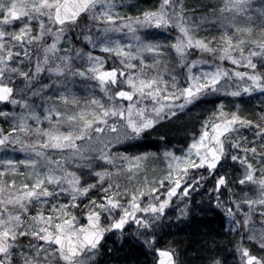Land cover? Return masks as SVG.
I'll use <instances>...</instances> for the list:
<instances>
[{
    "label": "snow or ice",
    "instance_id": "1",
    "mask_svg": "<svg viewBox=\"0 0 264 264\" xmlns=\"http://www.w3.org/2000/svg\"><path fill=\"white\" fill-rule=\"evenodd\" d=\"M0 264H264V0H0Z\"/></svg>",
    "mask_w": 264,
    "mask_h": 264
},
{
    "label": "rangeland",
    "instance_id": "2",
    "mask_svg": "<svg viewBox=\"0 0 264 264\" xmlns=\"http://www.w3.org/2000/svg\"><path fill=\"white\" fill-rule=\"evenodd\" d=\"M149 144L151 143V141L148 142ZM115 244L116 246H119L118 242L115 240L114 237L110 238L109 240V246Z\"/></svg>",
    "mask_w": 264,
    "mask_h": 264
}]
</instances>
